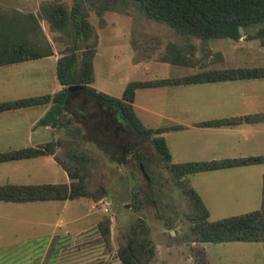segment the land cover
I'll return each instance as SVG.
<instances>
[{"label": "rangeland", "instance_id": "374dc122", "mask_svg": "<svg viewBox=\"0 0 264 264\" xmlns=\"http://www.w3.org/2000/svg\"><path fill=\"white\" fill-rule=\"evenodd\" d=\"M45 2H60L69 8L73 0H0V10L9 9L22 14L36 15L45 38L55 51H62L68 46V39L60 31H51L48 23L41 18L39 10ZM79 2L81 10L85 12L87 25L91 29L87 42H95L92 58L93 82L90 86L93 85L96 91L100 90L110 96L119 98L127 82L147 80L155 74L159 77L166 74H191L210 68H228L232 65L230 57L235 58L236 63L239 64L237 67L264 66V46H261L256 39L244 37H240L237 41L211 39L201 43L194 37L178 35L162 22L146 18L130 0H79ZM134 48L139 49V56L147 60L133 62L132 57L137 56L136 53L133 54ZM168 48L171 51L173 48L179 50L188 63L163 64L162 62H169L168 58L160 60L158 58L165 55ZM55 55L59 56L56 53ZM79 58L80 56L77 58V65ZM39 62L43 61L34 59L0 66V86H4L0 88V99L3 92L8 98L49 92L53 87L51 70L48 63L44 66L45 72L43 68H37ZM33 75L42 79L45 77L44 84L35 85ZM205 86L210 87L211 83L203 85V98L222 97L217 92V88L205 89L208 88ZM191 93L188 96L192 97L194 107L197 100L193 98L200 97L201 93L197 90ZM165 96L166 93H160V97ZM157 98L159 96L155 97L149 92L144 93L140 100L153 112L159 110L162 105L159 102L161 99L157 100ZM68 109L67 115L79 122L80 145L94 157L89 170L96 181L104 182L105 187V194L101 198L97 200L77 198L67 204L69 207L63 212L65 216L79 215L83 212L80 204L85 205V202H88L90 217L87 219L96 218L95 226L89 233L78 236L76 250H92L93 261L90 262L93 264H115L118 262L114 254L120 231L131 220L140 218L147 228V237L154 245L155 254L148 264H192L190 250L193 245L185 239L188 234V221L185 217L184 197L172 184L164 163L155 155L151 144L128 131L114 111L93 113L91 111L93 109L89 107L85 112L80 106L77 108L73 104ZM100 117L102 123L99 121ZM105 122L112 125L110 133L103 128ZM52 126L55 132L53 139H68L62 129L55 131L53 124ZM99 129L102 132H99ZM113 129L116 131L115 134L112 133ZM104 133L107 135L104 136ZM129 147L142 151L144 154L142 161L136 159L135 151L130 150ZM124 148L125 150L122 151L121 149ZM142 171H146L151 180H148ZM189 176L187 175L188 178ZM64 179L60 170L55 174L49 171L46 181L61 183ZM193 181L201 193L205 182V185L209 186L207 193L210 199L217 203V205L208 204L209 220L238 215L255 210L259 206L257 200L250 205L246 204L248 202L235 200L237 196L230 199L227 194L225 197L222 194L223 188L228 183L220 178L201 179L196 175ZM101 204L106 207L105 212L101 211ZM104 219L109 220L108 242L104 241L97 229ZM5 223L0 222L2 229L0 238L4 243H9L14 237H18L13 235L17 234L15 230L19 227L16 225L18 222ZM203 246L208 264H264V242L204 243ZM64 247L63 250H68L66 245ZM38 251L39 248L35 244L24 241L17 247L0 250V264H24L25 258L30 254L35 257ZM111 252L113 257H110Z\"/></svg>", "mask_w": 264, "mask_h": 264}, {"label": "trees", "instance_id": "16d2710c", "mask_svg": "<svg viewBox=\"0 0 264 264\" xmlns=\"http://www.w3.org/2000/svg\"><path fill=\"white\" fill-rule=\"evenodd\" d=\"M130 1L135 3L146 18L166 24L180 36L194 37L201 43L211 39L237 41L244 37L256 39L264 46V0ZM39 11L51 31H60L65 35L68 46L62 51H55L45 38L36 15L3 9L0 10V66L40 59L56 53L59 56L55 61L54 74L61 88L53 93L0 101V112L48 103V109L36 124H53L55 131L62 129L68 139H50L37 147L0 152V162L51 155L69 182L0 184V201L25 203L77 198L97 200L105 194L104 182L96 181L89 170L94 157L80 145L79 122L67 115L72 104L77 108L80 106L81 110L88 109L93 104L114 111L128 131L151 144L155 155L164 163L172 184L180 190L186 203L188 234L185 239L193 245L190 250L192 264H207L204 243L264 242V174L261 176L257 209L216 220L208 219V211L187 177L197 172L263 164L264 155L173 163L160 134L166 130L180 129L181 126L146 127L135 115L132 106L134 93L138 88L264 78V66L210 68L183 76L133 80L125 84L121 96L116 98L90 86L93 82L92 58L95 42H87L91 29L79 0H73L69 8L64 3L45 2ZM169 48L158 60L168 58L170 63H188L179 50L173 48L171 51ZM133 50V54H137L132 57L133 62L147 60L139 56V49ZM72 85L77 87L68 90L67 87ZM77 93L84 94L89 103L83 105L77 102ZM261 121H264V113L203 120L195 124L203 127H226ZM131 150L135 151L136 159L142 161V151ZM142 174L151 180L146 171H142ZM98 226L99 234L108 242L109 220L104 219ZM116 243L114 255L118 262L115 264H148L155 254L154 245L147 237V228L140 218L131 220L120 231Z\"/></svg>", "mask_w": 264, "mask_h": 264}, {"label": "crops", "instance_id": "0c3cea01", "mask_svg": "<svg viewBox=\"0 0 264 264\" xmlns=\"http://www.w3.org/2000/svg\"><path fill=\"white\" fill-rule=\"evenodd\" d=\"M56 58L57 56L53 53V55L38 59L43 62H39L37 68L44 69L48 63L53 77V87L47 93H53L61 88L54 74ZM230 62L232 65L228 67L239 66L233 57H230ZM162 63L171 64L169 62ZM187 74L189 73L166 74L159 77H156L155 74L148 77L147 80ZM33 78H35V85L44 84L45 77L42 79L34 76ZM206 84L138 88L135 90L132 102L134 113L146 127L181 126L180 129H170L160 134L173 163L264 155V121L226 127H203L195 124L203 120L264 113V78L214 82L210 87L205 86L208 87L205 89L217 88V92L222 96L219 99L203 98V85ZM91 86L95 88L93 85ZM2 87L0 86V88ZM196 90L201 94L200 97L193 98V100H197V104L193 107L192 97L190 98L188 95L193 93L191 91L196 92ZM149 92H152L155 97L159 96L157 100L161 99L159 102L162 105L159 110L151 112L142 104L143 102L141 103L140 97ZM160 93H166L167 96L160 97ZM2 94L0 101L23 97L8 98L4 95L6 93ZM48 107L49 104L46 103L1 111L0 152L24 147H37L55 138L52 125L36 124ZM153 116L156 118H151ZM59 170L65 177L61 183H67L64 171L55 163L51 155L0 162V184H47L49 182L46 181V178L47 175L49 176V171L55 174ZM263 174L264 163L192 173L188 179L208 211L209 203L216 205L217 203L210 199L207 193L209 186H206L205 182L202 185L203 193L197 189L195 181H193L196 175L201 179L220 178L227 181L228 184L223 188L224 192L222 193L225 197L227 194L230 199L237 196L238 198L235 200H242L248 202L246 204L253 205L256 200L260 201V185ZM74 200L25 203L0 201V222H6L5 224L18 222L16 225L19 227L18 230H15L17 234L13 235H18V237H14L11 242L4 243L0 238V250L17 247L25 241L35 244L39 251L35 257L30 254L25 258L24 264H93L90 261L93 259L94 252L92 250H76V243L78 236L86 232L89 233L90 229L95 226L96 218L87 219L90 217L88 202H85V205L80 204L83 211L81 214L65 216L63 212L69 207L67 204ZM79 221L82 222L78 223ZM44 229L46 231H43ZM0 230L2 229L0 228ZM64 245L68 250H63ZM110 254V257H113V253Z\"/></svg>", "mask_w": 264, "mask_h": 264}, {"label": "flooded vegetation", "instance_id": "af4514ba", "mask_svg": "<svg viewBox=\"0 0 264 264\" xmlns=\"http://www.w3.org/2000/svg\"><path fill=\"white\" fill-rule=\"evenodd\" d=\"M77 102H81L83 105H85V104H87V103H89V100L87 99V97L84 95V94H82V93H77ZM93 110H91L93 113H96V112H99V111H108V109H106V108H101V107H99L98 105H96V106H94L93 104H92V107H91ZM86 111H88V109H85V112ZM95 116L93 115V118H94ZM100 120L99 121H101V123H102V117H100L99 118ZM105 126H103V128H104V130H109V133H110V127L112 126L111 124H109L108 122H105ZM99 132H102V130H98ZM112 133H116V131H115V129H113V132ZM104 136H106L107 134H103ZM111 137H114V135H111ZM129 149L131 150V148L129 147ZM128 149V150H129ZM122 151H124L125 150V148L124 149H121ZM127 150V149H126ZM130 150H129V152H130Z\"/></svg>", "mask_w": 264, "mask_h": 264}, {"label": "water", "instance_id": "95a60500", "mask_svg": "<svg viewBox=\"0 0 264 264\" xmlns=\"http://www.w3.org/2000/svg\"><path fill=\"white\" fill-rule=\"evenodd\" d=\"M239 31L241 32V29H239ZM76 87H77L76 85H72V86H68L67 89H68V90H71V89H74V88H76Z\"/></svg>", "mask_w": 264, "mask_h": 264}, {"label": "built area", "instance_id": "2783aa9c", "mask_svg": "<svg viewBox=\"0 0 264 264\" xmlns=\"http://www.w3.org/2000/svg\"><path fill=\"white\" fill-rule=\"evenodd\" d=\"M100 209H101V211H103V212H105L107 209H106V207L104 206V205H100Z\"/></svg>", "mask_w": 264, "mask_h": 264}]
</instances>
